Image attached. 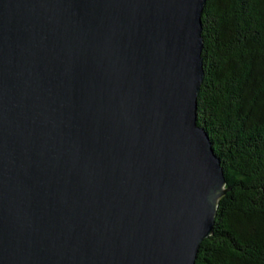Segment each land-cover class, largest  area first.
I'll use <instances>...</instances> for the list:
<instances>
[{
  "label": "water",
  "instance_id": "95a60500",
  "mask_svg": "<svg viewBox=\"0 0 264 264\" xmlns=\"http://www.w3.org/2000/svg\"><path fill=\"white\" fill-rule=\"evenodd\" d=\"M206 2L0 0V264L197 263Z\"/></svg>",
  "mask_w": 264,
  "mask_h": 264
},
{
  "label": "trees",
  "instance_id": "16d2710c",
  "mask_svg": "<svg viewBox=\"0 0 264 264\" xmlns=\"http://www.w3.org/2000/svg\"><path fill=\"white\" fill-rule=\"evenodd\" d=\"M198 125L227 193L196 264H264V0H207Z\"/></svg>",
  "mask_w": 264,
  "mask_h": 264
}]
</instances>
